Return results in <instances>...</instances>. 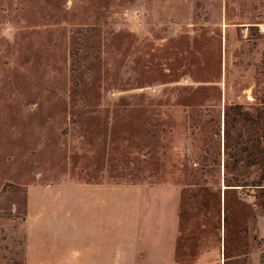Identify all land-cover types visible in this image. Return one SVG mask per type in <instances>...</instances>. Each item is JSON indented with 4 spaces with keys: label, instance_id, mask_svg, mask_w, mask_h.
I'll return each instance as SVG.
<instances>
[{
    "label": "rangeland",
    "instance_id": "1",
    "mask_svg": "<svg viewBox=\"0 0 264 264\" xmlns=\"http://www.w3.org/2000/svg\"><path fill=\"white\" fill-rule=\"evenodd\" d=\"M260 102L264 0H0V264H264Z\"/></svg>",
    "mask_w": 264,
    "mask_h": 264
},
{
    "label": "trees",
    "instance_id": "2",
    "mask_svg": "<svg viewBox=\"0 0 264 264\" xmlns=\"http://www.w3.org/2000/svg\"><path fill=\"white\" fill-rule=\"evenodd\" d=\"M73 35L74 41L78 44H81L85 38L84 33L80 30ZM224 126L225 169L226 173L232 174V176H227V185L250 184L264 192V102L249 108H245L241 104L226 105ZM236 127L239 128L237 134L235 132ZM213 153L210 162H218L216 158L220 154L219 150L213 151ZM253 165L259 167V169L263 168V171L258 178H253L250 183H246L242 174ZM191 183H195V181ZM230 209H232L231 205L227 202L225 219L228 223L231 221L229 218Z\"/></svg>",
    "mask_w": 264,
    "mask_h": 264
}]
</instances>
